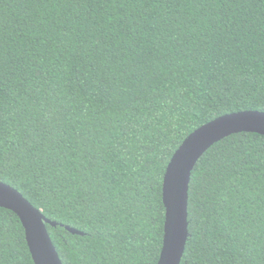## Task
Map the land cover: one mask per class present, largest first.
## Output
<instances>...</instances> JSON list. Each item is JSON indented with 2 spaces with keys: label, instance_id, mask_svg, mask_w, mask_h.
<instances>
[{
  "label": "trees",
  "instance_id": "1",
  "mask_svg": "<svg viewBox=\"0 0 264 264\" xmlns=\"http://www.w3.org/2000/svg\"><path fill=\"white\" fill-rule=\"evenodd\" d=\"M240 110L264 111V0H0V181L63 264H156L172 154ZM187 210L180 264H264V135L212 144ZM0 264H34L1 206Z\"/></svg>",
  "mask_w": 264,
  "mask_h": 264
},
{
  "label": "water",
  "instance_id": "2",
  "mask_svg": "<svg viewBox=\"0 0 264 264\" xmlns=\"http://www.w3.org/2000/svg\"><path fill=\"white\" fill-rule=\"evenodd\" d=\"M264 135V111L240 110L221 115L193 130L172 154L162 182L165 207L164 235L156 264H180L188 239V188L191 171L204 152L216 141L237 132ZM0 206L19 217L34 264H63L51 240L48 219L13 186L0 181ZM73 233L80 231L66 226Z\"/></svg>",
  "mask_w": 264,
  "mask_h": 264
},
{
  "label": "snow or ice",
  "instance_id": "3",
  "mask_svg": "<svg viewBox=\"0 0 264 264\" xmlns=\"http://www.w3.org/2000/svg\"><path fill=\"white\" fill-rule=\"evenodd\" d=\"M231 155H232L231 151H230V150H226L225 155H224V157H223V160H224L225 163L230 162L229 157H230Z\"/></svg>",
  "mask_w": 264,
  "mask_h": 264
}]
</instances>
